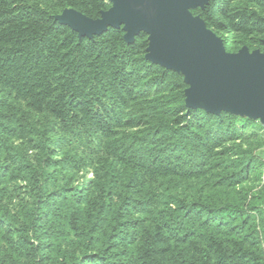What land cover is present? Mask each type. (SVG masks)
<instances>
[{
  "label": "trees",
  "instance_id": "trees-1",
  "mask_svg": "<svg viewBox=\"0 0 264 264\" xmlns=\"http://www.w3.org/2000/svg\"><path fill=\"white\" fill-rule=\"evenodd\" d=\"M66 9L95 20L109 4L0 0V264H264L261 197L224 195L255 163L223 160L261 126L187 108L146 34L79 37L55 20ZM192 15L227 51L264 50V0Z\"/></svg>",
  "mask_w": 264,
  "mask_h": 264
},
{
  "label": "water",
  "instance_id": "water-1",
  "mask_svg": "<svg viewBox=\"0 0 264 264\" xmlns=\"http://www.w3.org/2000/svg\"><path fill=\"white\" fill-rule=\"evenodd\" d=\"M106 2L110 8L95 20L68 9L55 20L79 37L121 29L125 42L132 44L137 35L146 34L145 59L183 76L187 108L244 115L264 126V55L246 50L226 54L221 39L191 13L208 0Z\"/></svg>",
  "mask_w": 264,
  "mask_h": 264
},
{
  "label": "rangeland",
  "instance_id": "rangeland-1",
  "mask_svg": "<svg viewBox=\"0 0 264 264\" xmlns=\"http://www.w3.org/2000/svg\"><path fill=\"white\" fill-rule=\"evenodd\" d=\"M110 6H111V4H109V8H110ZM192 11H191V13H192ZM217 37L221 39L222 44H223V39L219 36H217ZM227 37L228 36H225V38H227ZM237 40H239V39L230 38L227 41V43H228L227 45L231 49L238 46V48L233 52L227 51L224 44H223L224 51L226 54L236 55L240 51L246 50L248 53L259 52L260 54L264 55V50H260L258 48L251 49L250 48V44H251L250 41H246L244 44V43H242L243 38H240V40H239L240 43L237 45V43H236ZM262 45L264 48V40H262ZM145 55H146V50H145ZM195 109H200V110L206 111L203 107L195 108ZM221 112H225V111H221ZM221 112L215 113V115H218ZM233 116H236L237 118H240V119L250 120L244 115H233ZM251 121L256 123L257 127L261 126V128L263 130L260 132L257 130L256 127L255 128L253 127V129L249 128L246 130H241V134H243L244 137H246V138L241 139L240 142H239V140H236L232 144H230V143L228 145L226 144L224 146V149H225V147L228 148V151L230 153H233V154L228 155L227 157H224L223 160H230V159L234 160V161L240 160V162L243 163V158H244V160L251 159L254 161L255 165L252 166L251 169L246 172L244 181H243V183H241V185L237 186L236 188H233L232 190L227 189L228 192L226 191V193H224V195H225V198H229L231 200L238 199L240 196L242 197L246 192L249 193L248 197L260 196L261 200L263 201V204H261L260 207H261V210L264 214V126L261 124L260 119L251 120ZM87 146L88 147L84 150L86 152H88V154H91L93 156L96 155V154H94V150H95L94 146L92 144L87 145ZM81 174H84L85 180L92 178V168L91 167H84L83 170H81V172H79L75 178L80 179ZM211 177L213 178V176H211ZM79 183H80V181H77V182H74L73 185H76ZM196 184L197 185H195V186L197 189H200L202 187L205 188L206 181L204 179L203 180L201 179V180H198V182ZM207 184H208V182H207ZM188 187L189 186L183 185V188L190 190ZM228 193H229V197H228Z\"/></svg>",
  "mask_w": 264,
  "mask_h": 264
}]
</instances>
